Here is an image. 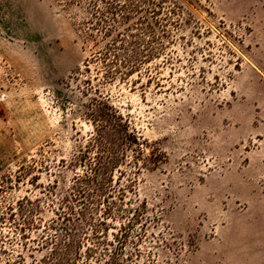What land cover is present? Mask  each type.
<instances>
[{
    "label": "rangeland",
    "instance_id": "obj_1",
    "mask_svg": "<svg viewBox=\"0 0 264 264\" xmlns=\"http://www.w3.org/2000/svg\"><path fill=\"white\" fill-rule=\"evenodd\" d=\"M101 1L0 0L2 263L35 264L55 254L44 238L88 227L58 218L87 171L76 156L97 99L136 139L114 173L125 197L107 218L109 243L114 233L124 245L97 248L90 264H264V0H141L127 21L118 12L95 25ZM118 33L142 41L123 77L103 57ZM79 239L74 264L92 247Z\"/></svg>",
    "mask_w": 264,
    "mask_h": 264
},
{
    "label": "trees",
    "instance_id": "obj_2",
    "mask_svg": "<svg viewBox=\"0 0 264 264\" xmlns=\"http://www.w3.org/2000/svg\"><path fill=\"white\" fill-rule=\"evenodd\" d=\"M139 2L141 0H102L101 4H103V7H100L98 4L94 5V14L98 16L95 25L111 21L114 23L117 20L118 12L123 14L121 17L127 21L130 18L131 11L136 10L138 12L141 10ZM152 8H155V5ZM153 12L154 15H159L161 8L154 9ZM138 26L142 27L144 25L136 24L135 28L140 29ZM139 43H142L141 38L133 34L122 35L118 33L114 36L112 43H109L104 48L103 57L106 61H111L110 66L117 68V72L120 73L121 77L127 76L137 67L139 49L136 45ZM148 45V43L142 44L144 47H148ZM153 55L154 53L151 54V56ZM106 107L105 103L94 99L91 107L88 108V116L95 122V132L89 137L86 147L76 156L77 162L86 161L88 163L87 171L82 175H75L71 185V193L68 194V198L66 197V200L62 204V208L65 209L60 214V218H58V220L68 221L67 223L74 221L76 218L78 221L88 225V227L81 230L78 224L72 225L74 231L67 229V235L60 243H58L60 235L44 238V242L54 245L55 254L35 264H57V258H62L66 254L69 255L68 258H70L71 264H74L75 261L78 263L77 259L82 256L79 252L82 243L77 239L82 236L86 237L88 241H92V247H87L84 252V264H90V259H96L97 248L105 249L107 246L114 245V242H117V246L115 247L119 250L124 245L119 236L114 233L112 234L113 243H109L110 240L107 236H109L110 225L107 223V218L115 217V211L120 210V204L125 197L126 190L119 186L120 180H114V173L124 158L125 144L133 143L136 137L133 132L125 133L124 129L126 127L122 123L123 118L116 111L113 115L110 114L108 112L109 108ZM134 166L139 170L137 163ZM120 173L122 175L123 171H120ZM135 182L136 179H129L126 187L133 190ZM76 206H79L78 209ZM100 211L103 217L95 219L94 214ZM56 225L57 222H54L51 226L55 227ZM123 230L126 231V227ZM21 231L23 239L26 238L27 233L25 229H21ZM3 252L5 253L6 251L0 249V254ZM18 256V259H15L13 262L8 261L10 262L9 264H26L25 256L21 254ZM116 256L109 255L107 261L98 257L97 263L117 264ZM0 264L8 263H2L0 257Z\"/></svg>",
    "mask_w": 264,
    "mask_h": 264
}]
</instances>
